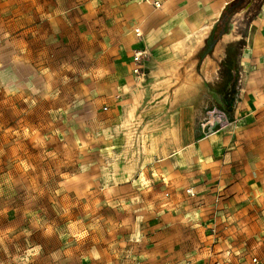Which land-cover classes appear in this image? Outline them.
Instances as JSON below:
<instances>
[{
    "label": "rangeland",
    "instance_id": "obj_1",
    "mask_svg": "<svg viewBox=\"0 0 264 264\" xmlns=\"http://www.w3.org/2000/svg\"><path fill=\"white\" fill-rule=\"evenodd\" d=\"M208 2L0 0V264H264V192L209 190L224 220L195 239L171 199L198 193L161 184L146 105L119 91L145 83L134 45L195 41ZM263 4L248 0L242 22Z\"/></svg>",
    "mask_w": 264,
    "mask_h": 264
},
{
    "label": "crops",
    "instance_id": "obj_2",
    "mask_svg": "<svg viewBox=\"0 0 264 264\" xmlns=\"http://www.w3.org/2000/svg\"><path fill=\"white\" fill-rule=\"evenodd\" d=\"M231 1L209 0L197 21H212L198 31L195 41L175 46L147 33L146 40L133 47L148 51L145 83L142 76L134 75L140 78L136 86L119 88L130 91V105H146L150 118L145 124L153 136L151 145L157 153L153 166L161 167V184L187 199L188 192L198 193L183 205L179 198L171 199L181 208L178 221L194 227L197 240L213 236L212 228L217 231L224 220L213 218L220 212L209 202V190L231 192L232 202L246 198L248 184L251 193L264 192V4L247 24L242 21L248 8L235 12L226 31L205 51ZM146 13L153 18L159 15L152 10ZM211 104L228 110L234 123L229 130L203 136L200 123ZM256 230L257 237L264 233V219H259ZM255 256L264 260V252Z\"/></svg>",
    "mask_w": 264,
    "mask_h": 264
},
{
    "label": "built area",
    "instance_id": "obj_3",
    "mask_svg": "<svg viewBox=\"0 0 264 264\" xmlns=\"http://www.w3.org/2000/svg\"><path fill=\"white\" fill-rule=\"evenodd\" d=\"M234 123V120L229 116L228 112L222 107L211 104L207 107L205 115L200 123V128L203 136H209L230 128ZM261 259L253 257L254 262H260ZM214 264H220L215 262Z\"/></svg>",
    "mask_w": 264,
    "mask_h": 264
},
{
    "label": "trees",
    "instance_id": "obj_4",
    "mask_svg": "<svg viewBox=\"0 0 264 264\" xmlns=\"http://www.w3.org/2000/svg\"><path fill=\"white\" fill-rule=\"evenodd\" d=\"M248 0H232L227 6L224 8L219 21L211 32L209 38L207 39V49H211L212 45L217 41L219 36L226 31L227 22L235 14V12L244 8L247 4Z\"/></svg>",
    "mask_w": 264,
    "mask_h": 264
},
{
    "label": "bare ground",
    "instance_id": "obj_5",
    "mask_svg": "<svg viewBox=\"0 0 264 264\" xmlns=\"http://www.w3.org/2000/svg\"><path fill=\"white\" fill-rule=\"evenodd\" d=\"M159 5H160V3H159V2H158V3H156V6H159ZM136 30H137V31H139L140 29H138V28H137Z\"/></svg>",
    "mask_w": 264,
    "mask_h": 264
}]
</instances>
